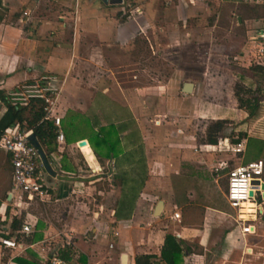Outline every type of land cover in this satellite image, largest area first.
Returning <instances> with one entry per match:
<instances>
[{
  "label": "crops",
  "instance_id": "1",
  "mask_svg": "<svg viewBox=\"0 0 264 264\" xmlns=\"http://www.w3.org/2000/svg\"><path fill=\"white\" fill-rule=\"evenodd\" d=\"M128 1L110 5L103 0L96 4L93 0H1L0 92L6 95L23 83L47 77L57 88L55 110L61 116L64 138L56 141L53 152L42 149L49 165L42 167L49 186L42 199L29 201L11 194L10 177L6 198H0V238H15L18 246L7 248L0 242V264H52L56 258L65 264H137L136 258L144 255L156 264H167L163 249L168 236L179 244L177 264H264L262 195L261 211L243 216L254 225L253 231L242 233L237 210L226 199L227 179L224 189L215 185L226 177L227 164L207 171L198 164L210 154L148 150L137 100L126 98L108 74L103 76L106 71L100 64L104 66L107 49L118 47L123 55L138 58L142 36L162 12V0H140L124 16ZM249 1L264 6V0ZM248 20L256 27L264 22V15L243 19ZM250 51L248 41L247 51L239 57L242 68L259 66L249 65ZM191 84L189 92L194 93L196 84ZM252 93L261 95L264 89L256 86ZM236 102L235 131L264 141V113L252 119L264 109V97L252 117L238 107L237 98ZM5 111L0 99V118ZM84 126L94 133L82 131ZM226 138L218 143L225 144ZM81 140L86 143L78 148ZM241 142L243 152L234 154L239 163L264 162V152L258 159L248 156L246 140ZM202 146L215 145L201 142ZM0 155L11 175L8 154L0 149ZM98 172L103 176L96 177ZM90 176L108 182L105 201L92 204L93 209L90 201H68L69 196L92 188ZM50 207L54 211L49 216ZM25 223L31 225L28 234L20 232ZM65 247L72 251L69 261L59 257Z\"/></svg>",
  "mask_w": 264,
  "mask_h": 264
},
{
  "label": "rangeland",
  "instance_id": "2",
  "mask_svg": "<svg viewBox=\"0 0 264 264\" xmlns=\"http://www.w3.org/2000/svg\"><path fill=\"white\" fill-rule=\"evenodd\" d=\"M100 1L93 0L95 4ZM139 3L140 0H129V5L123 7L124 16L129 15L132 5ZM162 3V12L154 19V26L142 34L138 58L123 55L118 47L108 48L104 66L100 64L106 71L103 76L108 74L113 86L120 87L126 98L137 100L138 118L149 141L148 150L186 149L210 154L198 164L209 171H215L222 162L229 168L235 167L240 162L238 155L223 141L214 147L199 145L206 125L213 120L227 121L221 138L231 139L237 133L234 122L238 118L232 114L237 109L235 85L249 90L250 96L255 95L252 92L256 86L260 91L264 89L263 77L242 75L244 62L239 59L247 51L248 33L255 25L243 19L264 15V6L249 0H162ZM184 82L196 84L194 93L181 90ZM263 113L261 108L251 117L254 119ZM84 127L82 131L94 133L88 126ZM99 142L95 139L96 146ZM87 157L91 159L92 155L88 153ZM187 166L193 167V164L187 162ZM100 176L103 175L98 172L96 177ZM10 177L7 161L0 155V198L3 200ZM96 177L88 178L94 181L88 192L73 194L68 201H90L91 209L96 207L92 204L103 203L108 182ZM225 181L226 177H220L215 183L216 189H224ZM13 211L18 212V208ZM53 211L51 207L46 210L49 216Z\"/></svg>",
  "mask_w": 264,
  "mask_h": 264
},
{
  "label": "built area",
  "instance_id": "3",
  "mask_svg": "<svg viewBox=\"0 0 264 264\" xmlns=\"http://www.w3.org/2000/svg\"><path fill=\"white\" fill-rule=\"evenodd\" d=\"M251 51L248 55L249 65L264 67V22L251 29L248 35ZM57 88L50 85L45 76L34 83H23L6 94L12 105L25 106L30 98H43L45 101L44 119L50 120L56 127V141L62 142L64 135L61 129V116L55 110ZM31 130H21L18 125L8 127L0 136V149L8 154L11 165V194L18 193V198L24 196L32 201L42 199L48 194V184L42 172V159L37 148L29 141ZM228 139L225 145L228 146ZM234 154L243 152L244 144L240 141L230 146ZM82 148V146H78ZM264 162L261 159L244 164L239 163L226 172L228 204L237 210V220L242 233H251L253 226L244 215L257 214L261 211L258 198L263 193L262 184ZM252 193V194H250ZM177 216V214H175ZM21 233H30L31 225L25 223ZM0 242L7 248H15L18 243L15 238L1 237ZM52 264H65L60 259H54Z\"/></svg>",
  "mask_w": 264,
  "mask_h": 264
},
{
  "label": "trees",
  "instance_id": "4",
  "mask_svg": "<svg viewBox=\"0 0 264 264\" xmlns=\"http://www.w3.org/2000/svg\"><path fill=\"white\" fill-rule=\"evenodd\" d=\"M1 7V0H0ZM2 15L0 14V19ZM242 75L247 77L260 76L264 74V69L259 66H250L242 68ZM32 81H28L31 83ZM33 83V82H32ZM235 96L238 101V107L244 109L248 116L255 114L258 101L264 97V94L245 96L247 90L242 91L239 85H235ZM250 92V91H249ZM0 99L6 104V111L0 118V136L3 132L13 125H18L21 130H31L32 134L47 154L53 152L56 148V127L50 120L44 119L45 116V101L43 98H30L25 106L12 105L6 95L0 92ZM227 121L225 119H217L210 121L205 127V133L202 142L206 144L216 145L221 138V132L224 129ZM246 140V152L248 156L258 159L260 154L264 152V141L248 137L245 132H237L231 139L230 144H236L241 140ZM96 154L98 152L96 151ZM264 154V153H263ZM9 159V157H8ZM2 221L0 219V225ZM12 227H16L15 221L12 222ZM178 243V242H177ZM179 244L175 245V240L168 236L164 247V256L167 264H177L180 254ZM72 256V251L69 247L60 249L59 257L65 261H69ZM151 256L144 255L136 258L137 264H156L150 261ZM18 261L25 262L17 259Z\"/></svg>",
  "mask_w": 264,
  "mask_h": 264
},
{
  "label": "water",
  "instance_id": "5",
  "mask_svg": "<svg viewBox=\"0 0 264 264\" xmlns=\"http://www.w3.org/2000/svg\"><path fill=\"white\" fill-rule=\"evenodd\" d=\"M123 0H103L104 3H107V4H110V5H115V4H121ZM192 88V84L191 83H186L184 84L183 86V90L185 92H189ZM29 141L37 148L38 152H39V155L42 159V163L44 165V167L46 169H49V165H48V161H47V158L45 156V153L44 151L42 150V147L40 146V144L38 143V141L36 140V138L34 137L33 134H30L29 137H28ZM86 143L85 140H81L79 141L78 145L79 146H82ZM262 189H263V193H262V197L264 198V183L262 184ZM252 194V193H250ZM161 204L162 202L159 201L157 204H156V207H155V212L156 214L159 212L160 210V207H161Z\"/></svg>",
  "mask_w": 264,
  "mask_h": 264
}]
</instances>
